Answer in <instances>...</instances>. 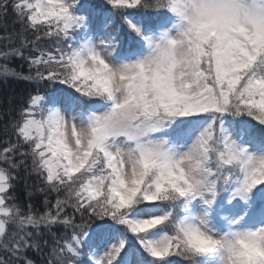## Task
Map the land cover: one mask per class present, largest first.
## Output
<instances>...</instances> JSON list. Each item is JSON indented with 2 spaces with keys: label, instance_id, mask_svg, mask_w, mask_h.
<instances>
[{
  "label": "snow or ice",
  "instance_id": "6c2138e0",
  "mask_svg": "<svg viewBox=\"0 0 264 264\" xmlns=\"http://www.w3.org/2000/svg\"><path fill=\"white\" fill-rule=\"evenodd\" d=\"M0 28L40 86L0 127V264H264V0H0Z\"/></svg>",
  "mask_w": 264,
  "mask_h": 264
},
{
  "label": "trees",
  "instance_id": "16d2710c",
  "mask_svg": "<svg viewBox=\"0 0 264 264\" xmlns=\"http://www.w3.org/2000/svg\"><path fill=\"white\" fill-rule=\"evenodd\" d=\"M97 3H103L104 0H96ZM13 16H9L7 18L9 25H12ZM15 30H19V24H16ZM13 28L10 27L9 31H12ZM3 29L0 28V34H3ZM3 41H0V47H3ZM47 46V45H46ZM7 63L8 67L14 69L16 72L23 73L24 75L29 74V67L27 62L24 60L13 57L11 60L5 62L0 60V64ZM40 86L34 82L21 78H17L15 76H3L0 75V127L10 118L7 113L9 109H11V116L18 118V109L19 107L25 103L28 99L30 93H35ZM11 102V103H9ZM2 166V165H0ZM16 175V173H13ZM20 179L16 182V188L14 195L17 197V203L26 206L31 203L34 208L43 213L45 211L44 199L45 194L38 191L40 187H43L41 180L37 177L35 173L28 175L25 179V173L23 169L19 170ZM31 192L32 195L29 196L28 193ZM48 199L55 203L56 194L51 193L48 195ZM58 233V228H54ZM43 231V229H42ZM47 239V235L45 236ZM28 255L40 264L41 256L35 251H29Z\"/></svg>",
  "mask_w": 264,
  "mask_h": 264
},
{
  "label": "rangeland",
  "instance_id": "374dc122",
  "mask_svg": "<svg viewBox=\"0 0 264 264\" xmlns=\"http://www.w3.org/2000/svg\"><path fill=\"white\" fill-rule=\"evenodd\" d=\"M58 234H63L64 230L62 228H58ZM53 231H55V229H53Z\"/></svg>",
  "mask_w": 264,
  "mask_h": 264
}]
</instances>
